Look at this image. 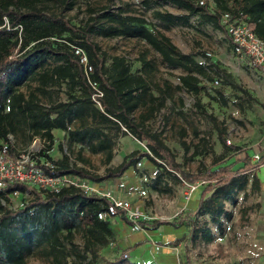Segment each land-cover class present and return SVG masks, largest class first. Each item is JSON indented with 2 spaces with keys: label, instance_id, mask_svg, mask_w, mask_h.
Returning <instances> with one entry per match:
<instances>
[{
  "label": "trees",
  "instance_id": "obj_1",
  "mask_svg": "<svg viewBox=\"0 0 264 264\" xmlns=\"http://www.w3.org/2000/svg\"><path fill=\"white\" fill-rule=\"evenodd\" d=\"M75 1L0 0V145H11L9 135L15 138L22 134L29 140L34 137L46 140V150H49L54 141L51 131L60 129L66 132L68 142L90 143L91 152L103 151L107 154L106 160L110 161L113 141L109 132L114 129L122 135L130 134L144 142L148 153L138 156L139 152L134 151L125 156L118 166L107 168L104 176H90L92 180L119 177L128 168H136L141 157H146L156 167L166 168V157L170 150L162 142L159 133L145 127V121L163 107L171 86L165 83V90L159 89L158 85L149 81V75L155 68L144 55L137 59L141 63L140 73H132L125 57L107 55L90 40V36L143 40L159 53L162 62L168 67L181 68L186 72L178 76L180 84L177 88L194 95L203 89L199 77L208 80L209 65L196 61L192 54L181 52L155 25L142 16L128 14L122 7L89 8V16L81 25H75L61 14L47 13L41 8L43 2H53L61 9H69ZM167 1L187 11L183 16L154 11L153 16L168 26L178 23L187 25L189 17L197 15L202 23L222 29L220 15L229 12L234 17L245 16L250 30L264 40V0H211V7L209 2L199 5L200 0ZM148 5L149 1H144V6ZM74 46L85 51L94 68L92 79L103 91L102 110L90 99L91 91L82 67L71 51ZM49 57L55 63L39 70ZM214 71L222 77L223 85L232 89L240 88L233 80H229L223 69L215 67ZM30 78L38 81V86L25 94L20 91L19 85ZM61 85L66 86L68 100L50 101L44 105L38 93L45 95L48 86L61 88ZM151 86L156 88L158 96L153 95ZM215 92L218 100L225 104L222 92ZM210 98L217 100L216 97ZM196 107L212 123L217 124L216 118L207 113L199 102H196ZM139 108H145V111L136 120L133 113ZM75 119L76 127L70 129ZM48 162L54 166L53 169L45 167L46 173L50 175H84L83 170L71 165L67 153L58 160L48 158ZM169 164L170 173L175 176L180 173L176 164ZM262 166L264 155L256 162L246 159L237 171L226 166L194 176L182 173L179 176L185 182L198 179L208 182L200 194L197 210L204 207L212 220L219 223L218 218L224 213L223 203L217 196L206 197V194L215 189L224 198H229L236 190L246 186V172L258 170ZM259 186L260 180L255 172L251 188L259 191ZM27 188L18 183L8 184L0 189V198L7 200L5 196L12 191L24 192ZM34 194L33 202L17 211L6 209L0 202V264H26L24 251L38 246L46 248L45 252L51 257L52 264H137L123 254L113 260L99 261V249L106 247L114 237L109 222L96 217L105 201L88 198L75 188H64L59 193L41 191ZM169 224L158 221L151 229ZM148 227L146 225L145 229ZM76 233L82 235V247L74 242ZM185 264L190 263L186 261Z\"/></svg>",
  "mask_w": 264,
  "mask_h": 264
},
{
  "label": "rangeland",
  "instance_id": "obj_2",
  "mask_svg": "<svg viewBox=\"0 0 264 264\" xmlns=\"http://www.w3.org/2000/svg\"><path fill=\"white\" fill-rule=\"evenodd\" d=\"M144 1L146 0H76L69 9H61L53 2H43L41 8L47 13L61 14L75 25H81L89 16V8L122 7L128 14L142 16L155 25L181 52L192 54L197 60L209 65L208 80L200 77L203 89L194 95L177 88V77L184 72L168 67L162 62L159 53L143 40L90 36V40L107 55L125 57L131 71L139 65L137 59L144 55L155 68L149 75V81L162 88L165 80L171 83V97L145 122V127L159 133L162 142L170 150L166 157L167 167H156L146 157H142L136 168L131 167L130 174L125 171L119 177L92 180L90 176H104L107 168L118 166L133 151H138V156L148 153L144 142L129 134L122 135L114 129L109 132L113 141L110 161L106 160L107 154L103 151L91 152L90 143L68 142L66 132L60 147L57 135L53 134L55 139L49 150H46L47 141L40 137L29 140L27 136L19 134L15 137L16 141L10 135L9 138L15 147L16 142L19 144V150L27 151L35 148L34 144L37 145L34 158L38 161L43 156L48 160L67 153L71 165L84 171L81 177L100 183L99 186L104 191H110L115 197L141 207L151 218L149 227L145 230H151L158 221L169 222L168 229L176 236L170 240L158 239L151 243L158 254L166 250L172 251L177 260L176 264H185L186 261L190 264H264V168L246 172V186L236 190L229 198H224L215 189L206 194V197L217 196L223 203L224 213L218 218L219 223L212 220L204 207L199 210L195 208L208 182L199 179L185 182L179 176L180 173L194 176L226 166L237 171L246 159L256 162V155L261 157L264 154V75L248 57L233 53L232 46L229 47V42L224 38L223 29L202 23L197 15L190 16L187 25L178 23L168 26L156 19L153 12L158 10L183 16L187 11L167 0H148V6H144ZM208 1L212 4L210 7L213 6L212 1ZM54 63L50 57L46 58V62L38 69H47ZM215 67L223 69L229 80H233L240 88L232 89L223 85L222 77L214 71ZM216 80L218 84H215ZM37 86L38 81L30 78L23 80L19 89L27 94ZM151 90L154 95H158L154 86H151ZM217 90L222 92L225 104L218 100L215 92ZM46 91L45 95L38 93L44 105H48L50 101L68 100L65 85H61V88L48 86ZM210 97H216L217 100ZM196 102L216 118L217 124L200 112ZM138 114L139 111L136 112V118ZM76 123V119L73 120L69 128L74 129ZM94 142L93 140L92 143ZM169 163L176 164L180 173L176 176L170 173ZM255 172L260 179L259 191L251 188V179ZM26 191L27 195L22 193L18 197L6 195L7 200L0 198V202L11 211L23 209L35 199L34 192H38L32 187H28ZM108 222L111 226L112 223H117V219H110ZM128 233L136 232L129 227ZM74 242L82 247L81 233L75 234ZM117 242L120 243V240L114 234L112 242L99 249V261L113 260L119 255ZM45 250L44 246L25 250L26 264H52L51 257Z\"/></svg>",
  "mask_w": 264,
  "mask_h": 264
},
{
  "label": "built area",
  "instance_id": "obj_3",
  "mask_svg": "<svg viewBox=\"0 0 264 264\" xmlns=\"http://www.w3.org/2000/svg\"><path fill=\"white\" fill-rule=\"evenodd\" d=\"M208 0H200L199 5H204ZM220 24L223 31L229 37L233 53L238 56H246L252 64L260 69H264V40L259 38L247 26L245 16H232L225 12L220 15ZM72 53L82 67L83 75L90 88V99L92 103L102 110L101 98L103 91L99 84L92 79L94 68L89 62L87 54L80 47H72ZM218 84V81H215ZM124 130V129H123ZM227 143H230L227 140ZM37 149L31 148L14 155L10 154V145L2 143L0 145V189L8 184L18 183L26 187L35 188L38 192L59 193L64 188H75L81 191L88 198L101 199L105 201L103 209L97 212L96 217L100 221H108L118 217L128 222L133 232L145 229L151 218L144 210L126 199H118L110 191H104L99 184L92 182L86 177L77 174L50 175L46 173L45 167L53 169L54 166L47 162L39 164L34 156ZM257 159L260 156L256 155ZM27 191H12L9 196L18 197Z\"/></svg>",
  "mask_w": 264,
  "mask_h": 264
},
{
  "label": "crops",
  "instance_id": "obj_4",
  "mask_svg": "<svg viewBox=\"0 0 264 264\" xmlns=\"http://www.w3.org/2000/svg\"><path fill=\"white\" fill-rule=\"evenodd\" d=\"M210 2H211V0H210ZM210 4L211 3H209V5ZM223 34H224V38H226L227 42H229L228 46L230 47L231 42H230L229 37L225 34V32ZM116 56H120V55H116ZM194 59L196 61H198V62H201V61L197 60L195 57H194ZM140 67H141V63H139V65H136L135 66V70L131 71V72L132 73H138L139 72L138 70H140ZM176 69L182 70L181 68H176ZM257 70L264 75V69L257 68ZM185 74H186V72H184V74H180V75H185ZM177 80H178V77H177ZM165 83H168L171 86L170 87V93H171V91L173 90V87H172L171 83L168 80L164 81V87L163 88L158 85L159 89H164L165 90V87H166ZM152 93H153V91H152ZM153 95H154V93H153ZM154 96H156V95H154ZM170 97H171V94H169L168 96H165L164 105H165V102ZM144 110H145V108H139L138 110H136L133 113V117L136 120H139V115H140V113L144 112ZM138 111H139V114H138V116L136 118V112H138ZM51 133L57 135L58 142H59L58 146L60 147V142L61 143L63 142L62 138L65 135V132L60 130V129H53L51 131ZM10 136L12 137V139H15L12 135H10ZM12 139H11V145H10V154L14 155V154L23 152L24 150H19L17 148V147H19V144L17 142H16V146L17 147H15L14 142L12 141ZM15 141H16V139H15ZM37 141L39 142L38 139H37ZM37 141L35 140L36 144H37ZM36 146L37 145L34 144V147H36ZM263 150H264V148H263ZM51 151L53 153V150H51ZM262 155H264V154H262ZM48 156H49V153H48ZM50 156H51V154H50ZM51 158H52V160H58V159H61L62 157L60 156V157H56V158H53V157H51ZM35 159H36V157H35ZM36 161L39 164H45V163L48 162V160H46L45 156H43L41 158V161H38V159ZM262 168H264V166H262ZM130 170H132L131 167L126 170V172H127L126 174H130L129 173ZM98 184L100 185V183H98ZM118 199H123V198H118ZM197 207H198V205L195 207L196 210H197ZM115 219H117V223H112V225L110 227H111L113 233L117 234L118 241L120 240V243L117 242V245L119 246V255L116 258H118L119 256H122V254H123V256L126 257L128 260L132 259L131 262H134V263H137V264H176L177 260H176V257H175V255H174V253L172 251H167L166 250V251H164V253L158 254L157 251H155V249H153V247H152L153 243H151V242H154V240H158V239L159 240H170V238H172L173 236H176V234L174 235V233H171L170 229H168L169 225H159L156 229H151V230L143 229V230H141L139 232H136L134 234H131V233L127 234L129 225L121 217H118V218H115Z\"/></svg>",
  "mask_w": 264,
  "mask_h": 264
}]
</instances>
